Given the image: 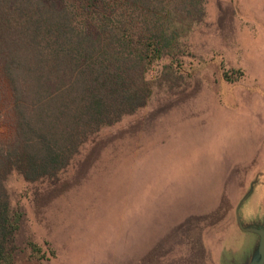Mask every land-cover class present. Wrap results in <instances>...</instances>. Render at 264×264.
Here are the masks:
<instances>
[{
    "label": "rangeland",
    "instance_id": "rangeland-1",
    "mask_svg": "<svg viewBox=\"0 0 264 264\" xmlns=\"http://www.w3.org/2000/svg\"><path fill=\"white\" fill-rule=\"evenodd\" d=\"M190 74L153 72L147 105L101 129L54 182L12 172L17 264H239L264 226V0H203ZM163 62L161 65H163ZM226 76H225V75ZM153 78V79H154ZM54 257L26 262V244Z\"/></svg>",
    "mask_w": 264,
    "mask_h": 264
},
{
    "label": "trees",
    "instance_id": "trees-1",
    "mask_svg": "<svg viewBox=\"0 0 264 264\" xmlns=\"http://www.w3.org/2000/svg\"><path fill=\"white\" fill-rule=\"evenodd\" d=\"M203 16V0H0V264L22 254L7 176L58 180L101 129L147 105L154 71L189 75L182 30ZM25 250L26 262L54 257L47 242Z\"/></svg>",
    "mask_w": 264,
    "mask_h": 264
},
{
    "label": "water",
    "instance_id": "water-1",
    "mask_svg": "<svg viewBox=\"0 0 264 264\" xmlns=\"http://www.w3.org/2000/svg\"><path fill=\"white\" fill-rule=\"evenodd\" d=\"M251 193L252 191L246 194L240 201L238 208L236 210V223L238 228L242 232L251 233L256 237L254 239L251 251L249 252V254H247L244 257V260L239 264H264V226L263 225H259L258 227L245 226L241 222L239 216L240 207L242 206L243 202L246 201V199L249 197Z\"/></svg>",
    "mask_w": 264,
    "mask_h": 264
},
{
    "label": "flooded vegetation",
    "instance_id": "flooded-vegetation-1",
    "mask_svg": "<svg viewBox=\"0 0 264 264\" xmlns=\"http://www.w3.org/2000/svg\"><path fill=\"white\" fill-rule=\"evenodd\" d=\"M259 225H262V224H256V223H251L250 225L249 224H246L245 226H254V227H258ZM256 237V236H255ZM255 239V238H254Z\"/></svg>",
    "mask_w": 264,
    "mask_h": 264
}]
</instances>
